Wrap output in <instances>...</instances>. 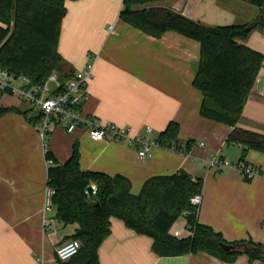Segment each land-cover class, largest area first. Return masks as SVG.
Wrapping results in <instances>:
<instances>
[{
  "label": "crops",
  "instance_id": "1",
  "mask_svg": "<svg viewBox=\"0 0 264 264\" xmlns=\"http://www.w3.org/2000/svg\"><path fill=\"white\" fill-rule=\"evenodd\" d=\"M235 0H165L154 3L207 26L237 22ZM122 0L67 1L61 25L59 53L67 69L83 70L94 63L88 82L89 99L84 115L103 125L129 131L131 138L145 137L151 128L157 139L171 123L179 125L178 143L190 142L188 152L159 148L141 160L128 142H94L85 130L67 134L57 130L46 142L21 113L0 115V264H57L55 251L74 240L78 226L57 219L56 208L46 213L55 220L53 231L43 229L44 196L50 164L47 149L64 164L79 144L80 168L109 176L122 175L138 195L144 183L155 176L180 171L204 181L199 221L221 233L228 242L252 238L264 245V153L249 150L246 163L261 175L250 182L237 169L208 170L209 158L220 155L233 164L243 147L227 144L232 128L205 119L200 114L202 94L193 85L198 72L200 44L175 32L151 37L119 19ZM120 14V13H119ZM244 22V21H243ZM242 22V23H243ZM264 55V35L254 31L246 42ZM0 108L28 112L18 97L5 94ZM238 128L264 134V64L259 72ZM204 146H201V144ZM170 235L191 236L186 220L176 222ZM153 240L138 235L116 218L110 237L99 249L100 264H264L240 255L229 263L204 253L159 257Z\"/></svg>",
  "mask_w": 264,
  "mask_h": 264
},
{
  "label": "trees",
  "instance_id": "2",
  "mask_svg": "<svg viewBox=\"0 0 264 264\" xmlns=\"http://www.w3.org/2000/svg\"><path fill=\"white\" fill-rule=\"evenodd\" d=\"M67 1L78 0H0L2 69L16 76L25 75L34 84L42 83L53 71L65 73L66 77L72 75L58 51ZM162 1L165 0H123L119 19L154 38L175 32L198 42L200 60L193 85L202 94L201 116L232 128L227 144L243 147L239 162L246 163L249 150L264 153V134L238 128L264 64V55L242 42L260 27L264 29V13L251 23L212 27L172 9L152 6ZM235 1L264 9V0ZM7 113H21L25 117L28 114L16 108H0V115ZM178 136L179 125L171 123L157 141L165 147H180ZM190 148L189 142L184 151ZM46 158L52 162L47 186L55 190L53 205L57 219L64 224H76L74 239L82 244L76 256L57 264H100L99 249L111 235L113 218L121 220L136 234L150 237L152 250L159 257L204 253L233 263L246 254L251 262H264L263 244L252 238L228 242L221 233L200 223V207L193 205L192 200L202 195L201 178L194 179L185 171L155 176L134 195L131 181L122 175L82 171L78 142L64 164L49 150ZM89 185L97 188L93 196L85 193ZM180 217L185 218L190 237L177 239L170 235ZM224 245L235 246L236 250L227 253Z\"/></svg>",
  "mask_w": 264,
  "mask_h": 264
},
{
  "label": "built area",
  "instance_id": "3",
  "mask_svg": "<svg viewBox=\"0 0 264 264\" xmlns=\"http://www.w3.org/2000/svg\"><path fill=\"white\" fill-rule=\"evenodd\" d=\"M94 63L89 62L83 70L75 71L69 77L65 73L53 71L42 83L34 84L25 75H14L0 67V99L5 94L18 97L28 106V120H34V127L41 139L47 138L57 130H64L67 134H75L79 130H85L89 138L94 142H128L137 148L138 157L147 160L152 157L155 149L164 148L182 152L184 148L172 145L162 146L153 138L151 128H146L145 137H133L129 131L121 129L113 124L103 125L96 117L84 115L82 106L89 99L88 82L93 78ZM201 146H204L202 143ZM45 144V155L47 154ZM48 161V160H47ZM52 165L51 161H48ZM208 170L224 172L229 169H237L243 178L253 180L261 175L258 169L252 168L245 162L231 163L220 155L209 158L206 162ZM94 186V185H93ZM95 192L97 188L94 186ZM55 190L47 187L44 196L43 229L49 233L55 228V220L46 216L53 205ZM202 196H196L192 204L200 207ZM82 244L79 240H72L58 247L55 251L56 260L64 263L76 256Z\"/></svg>",
  "mask_w": 264,
  "mask_h": 264
},
{
  "label": "rangeland",
  "instance_id": "4",
  "mask_svg": "<svg viewBox=\"0 0 264 264\" xmlns=\"http://www.w3.org/2000/svg\"><path fill=\"white\" fill-rule=\"evenodd\" d=\"M122 3H123V0H122ZM236 7H237V8H235L237 10L236 14H237V17L239 20H237V22H235V24H239V25L251 23L253 20L257 19L260 16V14L264 13V9L260 10L259 8L250 6V5L243 3V2H241ZM120 11L118 12V15H119ZM255 31L264 35L263 27H260L258 30H255ZM59 44H60V41H59ZM58 50H59V46H58ZM181 220H184V217H180L176 222H178V224H179L181 222Z\"/></svg>",
  "mask_w": 264,
  "mask_h": 264
},
{
  "label": "water",
  "instance_id": "5",
  "mask_svg": "<svg viewBox=\"0 0 264 264\" xmlns=\"http://www.w3.org/2000/svg\"><path fill=\"white\" fill-rule=\"evenodd\" d=\"M94 192H95V189H94V186L93 185H89L86 189H85V193L88 195V196H93L94 195ZM223 250L227 253L231 252V251H234L236 250V247L235 246H227V245H224L223 246Z\"/></svg>",
  "mask_w": 264,
  "mask_h": 264
}]
</instances>
